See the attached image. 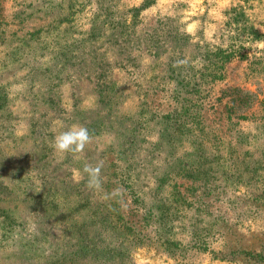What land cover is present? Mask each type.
Returning <instances> with one entry per match:
<instances>
[{"label":"rangeland","instance_id":"rangeland-1","mask_svg":"<svg viewBox=\"0 0 264 264\" xmlns=\"http://www.w3.org/2000/svg\"><path fill=\"white\" fill-rule=\"evenodd\" d=\"M118 186L145 242L117 264H264V0H0V264H101L58 255Z\"/></svg>","mask_w":264,"mask_h":264},{"label":"trees","instance_id":"trees-1","mask_svg":"<svg viewBox=\"0 0 264 264\" xmlns=\"http://www.w3.org/2000/svg\"><path fill=\"white\" fill-rule=\"evenodd\" d=\"M220 54L223 55L225 53H220ZM221 64L222 63H219V65H217L218 66L217 70L220 69ZM214 76L218 77V75H213V77ZM179 108L181 110L182 106H180ZM170 112L172 114V117H174L173 119H177V117H179L180 112H175L174 110ZM184 112L185 111H183L182 113ZM174 124H176V127H174V129L177 132L182 133L183 128L181 123L179 121L176 122L174 121ZM162 181L163 179H159V183H157V186H160V182ZM110 193L108 192L109 194L108 201H110V205L107 208L108 213L105 208L104 209L105 213H103V215L100 217L98 223H95L97 226V229L95 230V235L90 238V241L88 240L87 244L85 242H82L80 247L76 251H74V253H72V257L70 256L65 257L61 252L62 256L59 254L58 255L59 258L62 257L63 260L67 259V261L72 262L73 259H77L82 255H83L82 257L89 255V258H93L99 261L101 264H108V263L117 264V262L120 263L122 259L128 255V251L130 250V248L132 249V247L136 246V244L138 245L145 242L143 241L144 235L141 232L143 225L139 223L141 222V219L133 221L128 219L124 220L123 218H121L120 217L121 212L115 211L114 207L116 203H119V201L122 200V198L121 199L118 198L120 195H114L113 197H116V200L114 201L110 198L111 197ZM107 214L113 215L114 219L112 220L111 217L108 218ZM106 225L109 227V229L115 231V235L113 238L104 237L103 239L99 237L100 235H103L100 229L102 228L105 229L107 227ZM113 240L118 242V245L113 244L112 243ZM164 241L167 242V240ZM109 247H114V248L111 249ZM58 256L53 255L51 259L58 258ZM110 260L112 261L108 262ZM73 264H80V263L74 262Z\"/></svg>","mask_w":264,"mask_h":264},{"label":"clouds","instance_id":"clouds-1","mask_svg":"<svg viewBox=\"0 0 264 264\" xmlns=\"http://www.w3.org/2000/svg\"><path fill=\"white\" fill-rule=\"evenodd\" d=\"M178 64H184L186 61H179ZM93 141V135L84 125H73L68 130L62 131L56 135L52 147L59 153H71L74 155L83 154L86 147ZM83 173L87 174V187L92 190H100L101 188V165L93 166L85 163ZM122 187L113 190L112 195H123Z\"/></svg>","mask_w":264,"mask_h":264}]
</instances>
